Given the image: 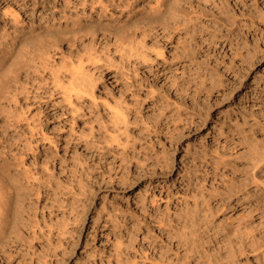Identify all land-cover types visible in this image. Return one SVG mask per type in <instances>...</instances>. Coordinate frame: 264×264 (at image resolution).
<instances>
[{"label": "rangeland", "instance_id": "1", "mask_svg": "<svg viewBox=\"0 0 264 264\" xmlns=\"http://www.w3.org/2000/svg\"><path fill=\"white\" fill-rule=\"evenodd\" d=\"M98 1L0 0V139L26 181L0 264H264L263 190L260 217L247 213L264 155V0ZM204 169L208 221L213 186L254 195L225 199L224 236L202 258ZM243 218L257 237L246 253Z\"/></svg>", "mask_w": 264, "mask_h": 264}, {"label": "bare ground", "instance_id": "2", "mask_svg": "<svg viewBox=\"0 0 264 264\" xmlns=\"http://www.w3.org/2000/svg\"><path fill=\"white\" fill-rule=\"evenodd\" d=\"M2 1H4V2H8V0H2ZM68 1V0H67ZM115 1H117V0H111L110 1V4L111 3H115ZM17 2V1H16ZM75 2V1H74ZM94 2V1H93ZM98 2H101V0H99ZM165 2V1H164ZM83 4H86L87 3V0H83V2H82ZM102 3V7L104 8V9H106V8H108V4L107 3H104L103 4V2H101ZM118 3V2H117ZM116 4V3H115ZM129 4V3H128ZM158 5V4H157ZM129 6V5H128ZM100 7V6H99ZM17 10V9H16ZM101 10V9H100ZM7 11L8 10H6V9H4L3 8V13H7ZM14 11V10H13ZM12 11V12H13ZM14 14V13H13ZM16 14V13H15ZM9 15V14H8ZM18 16V15H17ZM15 17V16H14ZM13 17V18H14ZM18 18V17H17ZM12 19V18H11ZM15 19V18H14ZM13 20V19H12ZM17 21V20H16ZM15 21V22H16ZM14 22V23H15ZM13 23V24H14ZM17 25V24H16ZM22 27V26H21ZM36 31V30H35ZM9 33V32H8ZM12 33V32H11ZM36 33V32H35ZM5 35H7V33L5 34ZM27 35V34H26ZM38 35V34H37ZM37 35H36V37H37ZM4 36V35H3ZM20 36V35H19ZM10 37V36H9ZM5 38V37H4ZM28 38V37H27ZM34 38V37H33ZM12 42V41H11ZM25 42V41H24ZM28 42H29V40H28ZM20 43V42H19ZM4 44V43H3ZM2 45V44H1ZM1 45H0V47H1ZM14 45V44H13ZM8 46V45H7ZM6 46V47H7ZM18 47V46H17ZM10 48V47H9ZM16 52V51H15ZM8 54V51H7V49L4 47V45H2V47L0 48V58L1 57H3V55H5V54ZM17 53H18V51H17ZM6 54V55H7ZM11 54V53H10ZM15 55V54H14ZM16 56H18V55H16ZM20 56V55H19ZM23 56V55H22ZM25 57V56H24ZM23 57V58H24ZM8 58V57H7ZM15 58V57H14ZM2 59V58H1ZM82 59V58H81ZM81 59H79V61H78V65L75 67L74 65H72V67H68L67 65V68L69 69V71H70V75H71V77H73L74 79H75V81H77V78L79 77V75L81 74V67H82V62H83V59L81 60ZM11 60H12V58H11ZM4 63V62H3ZM19 63V62H18ZM17 64V63H16ZM25 64V63H24ZM8 66V65H7ZM4 67V66H3ZM19 67H21V66H19ZM78 67V68H77ZM80 69V70H79ZM7 70V69H6ZM5 71V70H4ZM19 71V70H18ZM9 72H13V71H9ZM1 74V73H0ZM2 75H4V74H2ZM6 75H8V74H6ZM52 75H53V78H54V80H56L57 81V79H58V77H59V75L56 73V72H54L53 71V73H52ZM14 76V75H13ZM3 77V76H2ZM5 77H7V76H5ZM15 77V76H14ZM1 78V77H0ZM8 78V77H7ZM12 78V77H11ZM72 78V79H73ZM16 79V78H15ZM18 79V78H17ZM74 79H73V81H74ZM3 81H4V79H2ZM6 80H8V79H6ZM12 80V79H11ZM20 80V79H19ZM53 80V81H54ZM60 80V79H59ZM2 81V82H3ZM15 81V80H14ZM21 81V80H20ZM56 81H54V82H56ZM71 81V80H70ZM1 82V81H0ZM1 82V83H2ZM5 82V81H4ZM19 82V81H18ZM59 82V81H58ZM72 82V81H71ZM70 82V83H71ZM15 83V82H14ZM57 83V82H56ZM73 83V82H72ZM5 84V83H4ZM0 85V88L2 89H4L7 85V81H6V86L5 85ZM18 84V83H17ZM25 84V83H24ZM23 84V85H24ZM10 86V85H9ZM10 87H12V86H10ZM24 87H25V85H24ZM76 87V86H75ZM21 88V87H20ZM31 88V87H30ZM29 88V89H30ZM35 88V87H34ZM67 88H69V87H66V89ZM7 89V88H6ZM38 89V88H37ZM70 89H72L73 90V88H72V86H70ZM70 89H67V90H65V91H69ZM12 90V89H11ZM1 91V90H0ZM4 91H6V90H4ZM38 91V90H37ZM13 92V91H12ZM1 93V92H0ZM7 94V93H6ZM65 94H66V92H65ZM69 94V93H68ZM70 94H71V92H70ZM70 94L68 95V97L70 96ZM9 95V94H8ZM42 95V94H41ZM67 95V94H66ZM1 96H2V94H1ZM16 96V95H15ZM35 96V95H34ZM65 96V95H64ZM2 97H4V96H2ZM71 97V96H70ZM7 98V97H6ZM16 98V97H15ZM1 100V99H0ZM7 100V99H6ZM2 105V104H1ZM4 105V104H3ZM30 105V104H29ZM1 109V108H0ZM7 111V110H6ZM17 111V110H16ZM7 112H9V111H7ZM17 113V112H16ZM125 113V112H124ZM1 115V114H0ZM7 115V118H5V120H6V122L8 123V114H6ZM11 115V114H10ZM11 116H13V115H11ZM17 118V117H16ZM23 119V118H22ZM4 120V121H5ZM124 121H125V119H124ZM6 122H4V123H1V125H6ZM12 122V121H11ZM34 122H35V120H34ZM17 123H19V122H17ZM15 124V123H14ZM34 124V123H33ZM18 127V126H17ZM34 127V126H33ZM35 127H36V125H35ZM0 128H1V126H0ZM6 128V127H5ZM34 131V130H33ZM38 131V130H37ZM33 133V132H32ZM45 134V133H44ZM49 137V136H48ZM45 138H47L46 136H45ZM49 139H50V137H49ZM8 140V139H7ZM51 140V139H50ZM1 145L3 146V148H1ZM22 145V144H21ZM20 145V146H21ZM8 143L6 144V143H4L3 144V141H1V139H0V254H2V255H4V254H6V248H5V245H7L8 244V240H9V238H11V237H9L10 236V232H14V230H13V226H17L18 227V223H16L17 221H15V219H17V218H15V213H17L15 210H16V208H15V202H16V204L18 203V200H17V198L19 197V196H21L20 194H18V189L20 190L21 188L20 187H23V184H24V182H26V181H24L23 183L22 182H20V183H18L17 182V180H18V177H20V176H18L17 174H15V173H13V169L11 168V166L13 165H11L10 166V164H11V162L10 161H8ZM11 147V146H10ZM3 149H5V150H3ZM263 150H264V148H263ZM261 153H262V151H260ZM259 152V153H260ZM258 152H257V155H256V159L254 158V162H253V160H252V162L254 163L252 166H250L249 168L251 169V172H252V175H250L249 176V183H250V180L254 183V184H256V186L258 187V191H257V193H255L256 194V196H255V198H253V199H251V204L249 203V205H248V211H247V213H248V215L250 216V217H260L259 216V214H260V212H259V210H258V208L260 207V206H258V202L260 201V199L258 198V196L259 197H261L260 195H263L262 194V190H263V192H264V179H261V178H259L258 177V174H259V172L260 171H263L264 172V155H263V153L261 154H259ZM13 155V154H12ZM19 156V155H18ZM23 156V155H22ZM21 156V157H22ZM15 157V156H14ZM13 159H16V158H13ZM19 160H20V158H19ZM18 160V161H19ZM215 160H216V158H215ZM10 163V164H9ZM20 163H22V162H20ZM205 163H207L206 161H205ZM220 163V162H219ZM221 163H222V161H221ZM17 164V163H16ZM224 164H226V162L224 163ZM250 164V163H249ZM17 166V165H16ZM227 166V165H226ZM15 167V166H14ZM207 167V166H206ZM252 167V168H251ZM222 168V167H221ZM221 168L219 167V164L218 165H215L214 164V166H213V169L211 170V174H212V177L214 178L215 177V179L217 178V176H219L220 174H221V179L222 178H224V174H225V172H224V170L222 169L221 170ZM225 168V167H224ZM11 169H12V171H11ZM19 169V168H18ZM18 169L16 170V171H18ZM23 169V168H22ZM14 170V171H15ZM20 170V169H19ZM209 170V169H208ZM208 170H206V169H204V172H202L203 173V183H202V193H201V197H202V200H203V205H205V207H204V212H203V225L201 226V228H202V235L204 236L203 237V245H201V246H203V250L202 251H200V253L202 254V258L203 257H205L206 255V253H208L209 251H208V248H207V246H206V238H208L209 240L211 239V242H208V243H212L213 242V244H212V246L213 245H215L216 243H217V241L219 242L220 241V238H221V236L223 237L224 236V232L223 233H221L220 232V230H221V227H222V224H221V222H219L218 221V218H217V220L215 219L216 218V216L218 215V214H223L226 210H227V208H229V206L231 205V206H233L231 203L230 204H227V202L225 201V199L227 200L228 198L227 197H234V196H237L236 197V199L238 200V202L240 201V200H242V199H249V198H251L254 194H252V191H251V193H250V191L249 190H251V189H249L248 191L245 189V187L243 188L242 187V182H241V184L238 186V185H236L235 186V184L233 185V183H232V180H233V178L231 179L230 177H228V178H230V181H231V184H230V182H229V179L228 180H226V182H227V184H226V190H225V194L222 192L223 191V188H222V191H220V192H222L226 197H224V195L223 196H218V197H216L220 192H218V188H215V187H217L218 185H220V184H218V185H216L215 187L213 186V189H212V191L213 192H215V193H213L212 191V195H214V199H215V201L217 202V204L215 203L214 204V206H215V208L213 207V212H214V215H215V217L212 219L213 221L212 222H210V221H208V217L210 216V213H208V210H209V206H210V204L208 203V201H210V200H208V199H210L209 197H208V193H210V191L209 190H207V188H206V185H205V180H206V178H208L207 176H208V173H209V171ZM15 171V172H16ZM21 171V170H20ZM30 171V170H29ZM246 171V170H245ZM23 172V171H22ZM22 172H21V174H22ZM221 172V173H220ZM18 173V172H17ZM26 173H27V171H26ZM248 173V172H247ZM23 174H25V173H23ZM260 175H261V172H260ZM18 176V177H17ZM22 176V175H21ZM25 176H27V174L25 175ZM228 176H229V173H228ZM231 176V175H230ZM246 176H248V174H246ZM263 176V175H262ZM29 177V176H28ZM220 177V176H219ZM263 178V177H262ZM22 179V178H21ZM242 179H245V178H242ZM223 180V179H222ZM221 180V181H222ZM27 181H29V180H27ZM31 181V180H30ZM225 181V180H224ZM234 181V180H233ZM238 181V182H239ZM243 181V180H242ZM35 182V181H34ZM237 182V181H236ZM245 182V181H244ZM28 183V182H27ZM246 183H248L247 181H246ZM245 183V184H246ZM30 184V183H29ZM29 184H28V187H29ZM225 184V183H224ZM237 184V183H236ZM245 184H243V186L245 185ZM32 185V184H31ZM246 186V185H245ZM249 186V185H248ZM27 187V185H26V183H25V186H24V188H26ZM222 187V186H221ZM30 188V187H29ZM29 188H28V191H29ZM206 188V189H205ZM245 189V190H244ZM23 190H25V189H23ZM22 190V191H23ZM256 191V190H255ZM259 191H260V193H259ZM24 192V191H23ZM30 192V191H29ZM19 193H21V192H19ZM28 193V192H27ZM24 195H26V190H25V194ZM23 196V195H22ZM264 197V196H263ZM19 199V198H18ZM262 199V198H261ZM230 200V199H229ZM263 200H264V198H263ZM246 201V200H245ZM207 203L209 204V206H207L206 207V205H207ZM19 204V203H18ZM240 204V203H239ZM261 205V204H260ZM19 206V205H18ZM17 207V206H16ZM212 207V206H211ZM260 208H263V206L262 207H260ZM209 211H211V210H209ZM262 213V212H261ZM17 214H19V213H17ZM20 216V215H19ZM212 216L213 215H211V218H212ZM261 216H262V214H261ZM17 217V216H16ZM218 217V216H217ZM15 218V219H14ZM239 219V218H238ZM262 219V218H261ZM221 220V219H220ZM223 220V219H222ZM225 220V219H224ZM233 221V220H232ZM13 222H15L16 223V225L13 223ZM210 222V223H209ZM236 222V221H235ZM224 223V222H223ZM252 223V221H249V218L246 220L245 218H243V220H239V221H237L236 222V224H235V226H234V228H233V230H232V232H233V234L234 235H237V234H239V244H240V247H238V245H237V247L239 248V250H240V252H244V253H246L245 252V250H246V248H247V246H250V244L251 243H254V240L255 239H257V237H256V235H254V234H250L249 233V230H248V232L246 233V232H244L245 231V229H246V231H247V228H249L250 227V224ZM14 224V225H13ZM252 226H254L253 224H252ZM15 230H17L18 231V228H14ZM12 230V231H11ZM212 231V234H209L208 232L209 231ZM224 230V229H223ZM251 230H253V229H250V232H251ZM252 233V232H251ZM253 233H254V231H253ZM17 234L19 235L20 233H18L17 232ZM16 235V234H15ZM249 237V239H247V237ZM226 237V236H225ZM245 237H246V239H245ZM225 240V239H224ZM11 241H12V239H11ZM221 241H223V238H222V240ZM11 243V242H10ZM207 243V244H208ZM218 244H220V242L218 243ZM217 245H215V247H216ZM221 246V245H220ZM222 246H224V245H222ZM226 247V246H225ZM213 248V247H212ZM212 248H211V250H212ZM244 248V249H243ZM220 249V248H219ZM230 249V248H229ZM234 249V248H233ZM210 250V251H211ZM223 250V249H222ZM238 249L237 250H230L229 252L232 254V253H235L234 254V256H236L237 254V252L236 251H239ZM261 251V250H260ZM228 252V251H227ZM215 253V252H214ZM220 253H221V251H220ZM263 253H264V251H263ZM176 254H177V251H176ZM200 254V255H201ZM223 254V253H222ZM228 254V253H227ZM260 254V253H259ZM258 254V255H259ZM162 255V254H161ZM165 255V254H164ZM178 255V254H177ZM215 260L217 261V262H219V260H220V256H217V254L215 253ZM220 255V254H219ZM224 255H226V253L224 254ZM258 255L256 256V258H258ZM154 256V255H153ZM163 256V255H162ZM161 256V257H162ZM168 256V255H167ZM167 256H164V257H167ZM232 256V255H231ZM260 256V255H259ZM261 256H264L263 254H261ZM159 257H160V255H159ZM158 257V258H159ZM169 257V256H168ZM167 257V258H168ZM171 257V256H170ZM186 257H189L188 255H186ZM185 257V258H186ZM209 257V256H208ZM225 257V256H224ZM227 257V256H226ZM229 257V256H228ZM157 258V259H158ZM163 258V257H162ZM162 258L161 259H159V260H157V262H151V264H163V263H161L162 262ZM166 258V259H167ZM174 258V257H173ZM184 258V259H185ZM201 258V257H200ZM155 259H156V257H155ZM165 259V258H164ZM171 260H169V259H167L166 260V262H165V264H173V262H172V258H170ZM174 259H176V257L174 258ZM151 260H153V259H151ZM199 260V259H198ZM204 261L206 260V259H203ZM210 260H212V259H210ZM177 261V260H176ZM179 261V260H178ZM181 261V260H180ZM184 261V260H183ZM214 261V260H213ZM251 261V260H250ZM199 262V261H198ZM207 262V261H206ZM201 264V263H200Z\"/></svg>", "mask_w": 264, "mask_h": 264}]
</instances>
